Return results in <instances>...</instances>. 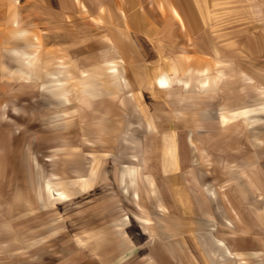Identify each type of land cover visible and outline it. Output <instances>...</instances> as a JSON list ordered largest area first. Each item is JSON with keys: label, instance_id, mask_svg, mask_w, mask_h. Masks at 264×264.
Masks as SVG:
<instances>
[{"label": "rangeland", "instance_id": "rangeland-1", "mask_svg": "<svg viewBox=\"0 0 264 264\" xmlns=\"http://www.w3.org/2000/svg\"><path fill=\"white\" fill-rule=\"evenodd\" d=\"M18 1L2 0V29H26L46 60L35 81L13 77L6 64L0 70L14 100L10 194L24 195L19 203L11 198L20 213L10 214L4 237L9 254L24 256L19 264H77L73 257L90 254L98 260L91 264H136L130 251L107 260L108 253L128 249L119 246V234L134 246L145 240L146 219L151 233L162 221L156 211L146 214L145 195L135 199L138 188L127 175L133 167V177L152 178L151 207L161 205L165 177L174 185L180 177L189 190L193 177L218 190L241 185L243 177H264V0H205L201 11L195 0H175L194 41L169 21L168 9L161 12L159 4L166 0H83L88 13L73 21L68 15L74 0ZM18 15L25 25H14ZM51 34L57 45L46 41ZM188 55L210 67L216 89L149 84L157 71L170 68L168 63L184 69ZM221 59L225 62L217 63ZM107 60L115 61L117 74ZM60 62L67 71L60 79L73 100L69 107L60 106L44 87L52 85L48 74L61 69ZM258 79L260 86L254 83ZM240 107L257 111L222 123V113ZM51 156L56 161H48ZM52 172L63 177L70 197L48 207L39 187ZM215 248V262L200 259L194 250L190 258L197 264H259L256 256L232 251L236 261H231ZM100 252L108 255L102 258Z\"/></svg>", "mask_w": 264, "mask_h": 264}, {"label": "crops", "instance_id": "crops-1", "mask_svg": "<svg viewBox=\"0 0 264 264\" xmlns=\"http://www.w3.org/2000/svg\"><path fill=\"white\" fill-rule=\"evenodd\" d=\"M197 1L201 6L202 3L205 5V0H195L196 9ZM3 11L2 0H0V70L4 68L5 64L13 69L17 67L14 49H27L32 47L31 44H35L33 41L29 42L26 33H20L21 29L8 32L2 29L6 20ZM16 19L20 26L25 25L22 15H18ZM46 41L49 42V45H57V35L55 37L52 34L49 35ZM46 41L44 40V42ZM160 67L162 68L163 64ZM155 75L149 80V84L157 89H164L160 86L157 87L152 82ZM7 82L9 81L3 79V74L1 76L0 73V264H19L24 256L20 257L21 251L9 254V237H4L10 225V214L20 213V206H11V198L13 203H15V199L19 203L20 198L24 196L20 195L19 191L13 197L10 194V156L11 150H15V145L14 138H11L9 132L13 131L15 125L12 124L11 119L14 100L10 95L11 84H6ZM254 83H257L258 86L263 84L261 79ZM161 178L164 180V177ZM151 179L150 177H147V180L136 177L134 187L139 190H136L138 198L134 197L140 201L141 196L145 195L146 214H149L150 210L152 213L156 211L161 215L162 221L157 223L155 232L151 233L149 220L146 219L145 232L141 233L145 235V240L140 244H134V246L128 243L125 236L120 237L119 234L116 237L118 242L120 240L119 246L128 249L123 251L120 248L118 251L116 248L115 253H108L110 255L107 258L108 261H115L120 255L130 251L129 260L135 261L136 264H197V258L195 261L190 258V250H194L200 259L203 257L206 262H215L211 252H217L215 247H218V251H222L223 255V248L219 242L222 241L235 254L243 257L256 256L255 260L259 264H264V177H252L251 181L243 177L241 185H232L231 188L225 190L201 184L203 177H193V190L187 189L186 186L182 187L179 184L180 177L178 185H174L169 181V177H165L166 181H163L165 184L162 185V194H160V207L149 206V181H152ZM141 182H144L143 186ZM250 182L254 189L250 187ZM174 186L176 187L173 188ZM190 229H192L191 233ZM206 234H210V239L203 237ZM118 242L115 245H118ZM187 252L189 253L187 254ZM108 254L100 252L99 256L103 258ZM94 256V254H90L84 257H73L72 260H76L77 264H91L98 261ZM99 260L101 259L99 258ZM233 260L236 261V259L231 261Z\"/></svg>", "mask_w": 264, "mask_h": 264}, {"label": "bare ground", "instance_id": "bare-ground-1", "mask_svg": "<svg viewBox=\"0 0 264 264\" xmlns=\"http://www.w3.org/2000/svg\"><path fill=\"white\" fill-rule=\"evenodd\" d=\"M16 2H19L18 0H15ZM197 9L202 10L201 5L199 2H196ZM160 8L162 9L161 12L165 14V11L168 9L170 12V15L172 18L169 19V21H173V24H176L177 28L181 31L184 30L186 34H188L189 41H192L193 38L190 35V30L188 28V24L186 22L185 16L180 10V6H178V3L175 2V0H166L165 2L162 1V3L159 4ZM71 9V13H69L68 17L70 21H73L75 18H82L86 16L88 13V7L86 3L83 0H74V5L72 7L69 6ZM75 9L80 12L79 15H75L74 11ZM167 15V13H166ZM14 25L19 26L18 20H14ZM20 33L23 32L26 33V29H21ZM38 40V38H35ZM194 41V40H193ZM115 45V44H114ZM30 46L35 47L34 50L29 49H22L17 50L14 49V56L15 60L17 61V67L12 69L11 73L12 76L16 75L17 77H20L23 81H35L39 80V74L42 72V65L46 62L45 59L42 58V53L40 54V44H31ZM225 62L223 59L218 60L217 63ZM107 65H109L110 72L115 75L119 72V69L117 68V64L113 60H107ZM187 65L184 69H181L178 67V65H174L173 63H168L170 68L168 70H160L154 77L153 81L154 84L158 87H162L164 89L170 88L175 83H183L186 84L188 88H190L191 91L197 92L202 90H209L216 89L218 81H216L215 77H212V74L210 73V67L204 66L200 67L196 62V57L187 56ZM60 68L56 70L57 72H49L48 75L51 77V83L52 85L46 86L44 84V87L48 89V91L53 94L54 98L58 101V104L62 107H69L73 105L72 97L70 96V90L67 87V83L63 82L64 79H60V76H64L67 72L64 67H66L65 63L60 62ZM182 70V71H181ZM170 71V72H169ZM13 76V77H14ZM39 77V78H38ZM186 79V80H185ZM125 80V79H124ZM126 81V80H125ZM257 111L255 108L252 107H240L236 108L234 110H231L230 112L222 113L221 115V121L224 124H227L231 122L232 120H235L240 117H245L250 115L251 113ZM54 159L53 156L48 158V161H52ZM81 159V158H80ZM83 159V158H82ZM81 159V160H82ZM55 160V159H54ZM53 160V162H54ZM74 160V159H73ZM56 161V160H55ZM84 163L81 162V166H83L84 170ZM135 173V168L129 169L127 171V175L131 176V183L135 182L136 177H133ZM63 177H60L56 172H52L51 175L44 177L43 182H41V185L39 187L40 192V199L41 201L47 202L48 207H53L55 205L57 200H68L70 197L69 193V187L66 186L63 181ZM125 180V179H124ZM72 184L74 185L75 182L73 181ZM135 197L138 198V192L135 191L134 194ZM126 220H129L130 217L126 216ZM223 248V254L226 257H229L233 259L234 254L231 252V250L226 246V244L222 241H219Z\"/></svg>", "mask_w": 264, "mask_h": 264}]
</instances>
